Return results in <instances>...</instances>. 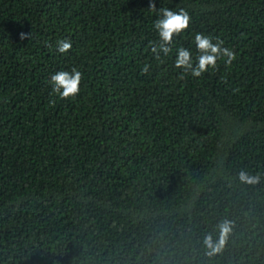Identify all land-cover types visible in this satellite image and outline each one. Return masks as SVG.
Wrapping results in <instances>:
<instances>
[{
    "label": "trees",
    "instance_id": "1",
    "mask_svg": "<svg viewBox=\"0 0 264 264\" xmlns=\"http://www.w3.org/2000/svg\"><path fill=\"white\" fill-rule=\"evenodd\" d=\"M163 7L191 20L157 60ZM197 33L236 59L181 76ZM0 264H264V0H0Z\"/></svg>",
    "mask_w": 264,
    "mask_h": 264
},
{
    "label": "clouds",
    "instance_id": "2",
    "mask_svg": "<svg viewBox=\"0 0 264 264\" xmlns=\"http://www.w3.org/2000/svg\"><path fill=\"white\" fill-rule=\"evenodd\" d=\"M149 9L157 11L154 2L150 3ZM159 18L155 21L154 27L158 31L159 41L151 43V52L157 60L163 56H168L173 51V38L181 32L188 29L191 17L189 13L181 8L178 12L170 8H159ZM28 34L21 33L20 38L24 39ZM213 37L203 33H197L194 41L197 48L198 55L196 60L193 61L192 53L189 49L181 46L177 49L178 55L175 58V67L182 69L181 76L185 73H191L194 77H200L209 68H215L218 59L226 58L225 63L231 65L233 60L236 59V54L233 50L224 47V41L216 38L213 42ZM72 48L70 39H62L57 42V50L60 53H65ZM149 65L145 64L142 71L148 72ZM82 73L75 67L71 71L61 70L51 76L50 84L52 91L57 93L61 99L70 96H76L80 91V83ZM241 182L255 184L260 180L259 174H251L245 170L238 173ZM220 239L215 241L211 234H208L204 239V244L209 249V254L218 252L223 247L227 235L231 231V222L223 221L219 225Z\"/></svg>",
    "mask_w": 264,
    "mask_h": 264
}]
</instances>
